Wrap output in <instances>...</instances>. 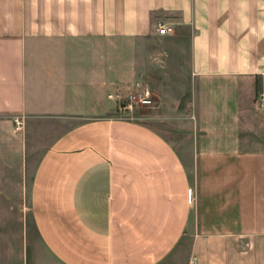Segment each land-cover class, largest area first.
<instances>
[{
  "label": "crops",
  "instance_id": "1",
  "mask_svg": "<svg viewBox=\"0 0 264 264\" xmlns=\"http://www.w3.org/2000/svg\"><path fill=\"white\" fill-rule=\"evenodd\" d=\"M261 91L264 0H0V264H264Z\"/></svg>",
  "mask_w": 264,
  "mask_h": 264
},
{
  "label": "rangeland",
  "instance_id": "2",
  "mask_svg": "<svg viewBox=\"0 0 264 264\" xmlns=\"http://www.w3.org/2000/svg\"><path fill=\"white\" fill-rule=\"evenodd\" d=\"M130 92L131 91L127 90L122 94L118 93L120 94V97L117 98L119 103L118 112L116 114L117 116L137 120L140 114H146L148 116L151 114L154 116L152 122H156L155 125L158 126L160 131L164 133L170 140L182 142L189 137L192 132L190 129L192 120L188 119L186 114H175L168 112L167 107H163L161 105V100L156 94H154L156 101L155 107H142L134 109L123 108L122 106L126 102L125 99Z\"/></svg>",
  "mask_w": 264,
  "mask_h": 264
},
{
  "label": "built area",
  "instance_id": "3",
  "mask_svg": "<svg viewBox=\"0 0 264 264\" xmlns=\"http://www.w3.org/2000/svg\"><path fill=\"white\" fill-rule=\"evenodd\" d=\"M158 28L161 33H171L174 28L169 26L166 23L159 22ZM120 97V94H117V98ZM126 102L122 106L125 109H134V108H142V107H155L156 101L154 98V94L150 89H143V90H133L131 91L127 97ZM256 105L264 111V91L258 92L255 99ZM121 107V108H122ZM22 119L17 118L16 123L18 125L22 124ZM192 193V189H191ZM190 264H198L196 260L192 261Z\"/></svg>",
  "mask_w": 264,
  "mask_h": 264
}]
</instances>
